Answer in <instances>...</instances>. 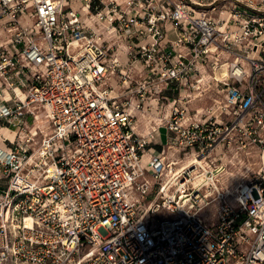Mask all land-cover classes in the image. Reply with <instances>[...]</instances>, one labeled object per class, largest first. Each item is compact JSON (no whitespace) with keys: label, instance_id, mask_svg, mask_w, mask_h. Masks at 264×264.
I'll list each match as a JSON object with an SVG mask.
<instances>
[{"label":"built area","instance_id":"obj_1","mask_svg":"<svg viewBox=\"0 0 264 264\" xmlns=\"http://www.w3.org/2000/svg\"><path fill=\"white\" fill-rule=\"evenodd\" d=\"M221 1L0 0V264H264V0Z\"/></svg>","mask_w":264,"mask_h":264},{"label":"rangeland","instance_id":"obj_2","mask_svg":"<svg viewBox=\"0 0 264 264\" xmlns=\"http://www.w3.org/2000/svg\"><path fill=\"white\" fill-rule=\"evenodd\" d=\"M230 5H231V0H224V1L222 0L216 6L217 8L216 10H213L212 7H207V10L209 11V14L213 15L216 18L217 21H220L222 19L228 18L229 16L228 10ZM8 41L9 38L6 35H0V45L6 44ZM224 60H225L224 62L226 63L228 62L229 59L226 58ZM227 67L228 66L225 65V69L223 70L224 72H226ZM222 98H224V92L223 91L220 92V85L215 84L212 85V89H209L206 93H204L203 97L195 99V95H194L193 100L190 103H188L187 106L190 108V111L195 114V112L198 110L204 109L207 111L209 108L214 106L216 99L222 100ZM146 130H147V126L145 125V121L143 122V120H141L140 131L143 134H146ZM161 132H162L163 143H165L167 140L166 129L163 128ZM154 147H156L157 149L161 148L159 144H155ZM245 162L246 164H249L250 167H252V169L254 168V163H256L255 160L253 159H249V161H245Z\"/></svg>","mask_w":264,"mask_h":264},{"label":"crops","instance_id":"obj_3","mask_svg":"<svg viewBox=\"0 0 264 264\" xmlns=\"http://www.w3.org/2000/svg\"><path fill=\"white\" fill-rule=\"evenodd\" d=\"M0 35H6L9 38V36L6 33H4L3 31H1V30H0ZM3 133L6 134V135H8V136H10L11 138H13V136H14L7 129H6V131L3 130Z\"/></svg>","mask_w":264,"mask_h":264},{"label":"bare ground","instance_id":"obj_4","mask_svg":"<svg viewBox=\"0 0 264 264\" xmlns=\"http://www.w3.org/2000/svg\"><path fill=\"white\" fill-rule=\"evenodd\" d=\"M3 130H5L6 131V129H3ZM3 130H2V132H3ZM12 134V133H11Z\"/></svg>","mask_w":264,"mask_h":264}]
</instances>
